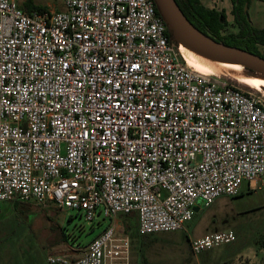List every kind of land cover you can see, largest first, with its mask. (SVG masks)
I'll list each match as a JSON object with an SVG mask.
<instances>
[{
  "label": "built area",
  "instance_id": "1",
  "mask_svg": "<svg viewBox=\"0 0 264 264\" xmlns=\"http://www.w3.org/2000/svg\"><path fill=\"white\" fill-rule=\"evenodd\" d=\"M61 2L26 12L0 0V202L53 203L92 224L137 213L147 236L186 229L199 202L264 176L263 95L191 67L155 0ZM115 233L48 261L127 260Z\"/></svg>",
  "mask_w": 264,
  "mask_h": 264
},
{
  "label": "rangeland",
  "instance_id": "2",
  "mask_svg": "<svg viewBox=\"0 0 264 264\" xmlns=\"http://www.w3.org/2000/svg\"><path fill=\"white\" fill-rule=\"evenodd\" d=\"M33 1L63 9L61 0ZM201 1L209 8L226 11L229 22L224 35L237 31L230 0ZM263 9L254 4L252 16L263 17ZM220 79L238 86L228 78ZM13 203L0 202V264H51L48 257L53 254L77 256L98 236V223L104 221L99 217L94 224L89 223L81 211L62 210L53 203H25L20 210H15ZM199 207L193 219L185 224L186 229L147 235L151 238L146 240L148 243L142 242L146 237L131 233L130 241L141 245L140 264H264V248L259 246V237L264 233V176L254 186L244 182L237 197L221 196L209 207L202 202ZM229 231L236 235L234 242L193 254L190 239Z\"/></svg>",
  "mask_w": 264,
  "mask_h": 264
},
{
  "label": "trees",
  "instance_id": "3",
  "mask_svg": "<svg viewBox=\"0 0 264 264\" xmlns=\"http://www.w3.org/2000/svg\"><path fill=\"white\" fill-rule=\"evenodd\" d=\"M230 1L232 3L233 26L237 28V32L229 31L224 35L223 32L228 26L226 11L209 8L201 0H175L185 18L203 34L210 36L218 42L244 49L264 58V50L261 51L260 49L264 47V29H257L252 24L249 13L252 0ZM260 1L264 2V0ZM20 7L26 12L33 10L44 11L46 9L45 6L38 5L33 0H22ZM157 9L160 13L158 7ZM170 39L174 40V36L171 33ZM23 204L25 203L15 201L13 207L15 210H20L21 207H24ZM259 246L264 248V233L259 237Z\"/></svg>",
  "mask_w": 264,
  "mask_h": 264
},
{
  "label": "bare ground",
  "instance_id": "4",
  "mask_svg": "<svg viewBox=\"0 0 264 264\" xmlns=\"http://www.w3.org/2000/svg\"><path fill=\"white\" fill-rule=\"evenodd\" d=\"M182 26L186 33L200 36L183 18ZM180 51L188 64L199 73L218 79L228 78L239 87L250 91L259 89L264 97V74L252 71L241 62L219 52L198 49L184 43H180Z\"/></svg>",
  "mask_w": 264,
  "mask_h": 264
},
{
  "label": "water",
  "instance_id": "5",
  "mask_svg": "<svg viewBox=\"0 0 264 264\" xmlns=\"http://www.w3.org/2000/svg\"><path fill=\"white\" fill-rule=\"evenodd\" d=\"M155 3L159 8L161 15L168 23L171 34H173L174 40L178 44L184 43L185 45L193 46L198 49H208L219 52L238 62H241L244 67L252 71H257L264 74L263 57L244 49L229 46L223 42H218L210 36L203 34L185 18L175 0H155ZM182 18L186 20L191 25V27L200 34V36L186 33L183 30ZM198 209L199 207H195L196 211H198Z\"/></svg>",
  "mask_w": 264,
  "mask_h": 264
},
{
  "label": "crops",
  "instance_id": "6",
  "mask_svg": "<svg viewBox=\"0 0 264 264\" xmlns=\"http://www.w3.org/2000/svg\"><path fill=\"white\" fill-rule=\"evenodd\" d=\"M225 1L227 2V0H225ZM254 4L257 8L260 9L261 7L264 8V2L260 1V0H252L251 6L249 9L250 18H251L253 26L256 27L257 29H264V16L263 17H260V16L254 17L251 14V9H252ZM229 6L231 7L230 9L232 10L231 1L229 2ZM228 22H229V19H228ZM234 32H237V31H234ZM108 226H114L115 227V230H116L115 235L117 237L128 238L129 242H130L127 260H125V259L118 260L117 264H140V262H139L140 261V254H138V247H141V245H139V242L135 241V240H132V242H131L130 238H129V236H132L131 233H133V232L139 234V229H138L139 220H138L137 213H133L131 215H118L114 219H105L103 222H100L98 224V228L100 229L99 234L104 229H106ZM144 237H146V238L142 242H145V243H148L147 241L151 239L150 237H147V236H144Z\"/></svg>",
  "mask_w": 264,
  "mask_h": 264
}]
</instances>
